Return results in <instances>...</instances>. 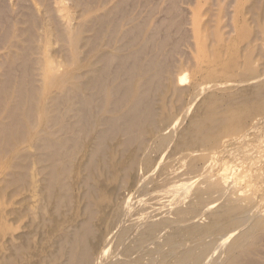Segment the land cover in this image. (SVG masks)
<instances>
[{
    "label": "rangeland",
    "instance_id": "obj_1",
    "mask_svg": "<svg viewBox=\"0 0 264 264\" xmlns=\"http://www.w3.org/2000/svg\"><path fill=\"white\" fill-rule=\"evenodd\" d=\"M150 59L167 64L177 82L185 75L173 98L181 119L165 154L186 170V148L175 149L180 132L217 115L216 143L193 147L208 149L226 182L213 209L239 205L250 214L237 231L231 223L212 238L232 229L236 237L260 216L262 228L234 264H264V79L247 82L264 76V0H0V264L64 263L60 233L84 223L95 201L100 208L99 187L110 184L115 169V87L154 73ZM242 108L251 110L248 120L225 121ZM108 109L111 122L103 126ZM106 135L113 150L100 162L95 142ZM52 144L61 151L51 152ZM200 217L209 223L208 212ZM54 218L61 222L52 239ZM233 237L203 264H225Z\"/></svg>",
    "mask_w": 264,
    "mask_h": 264
},
{
    "label": "bare ground",
    "instance_id": "obj_2",
    "mask_svg": "<svg viewBox=\"0 0 264 264\" xmlns=\"http://www.w3.org/2000/svg\"><path fill=\"white\" fill-rule=\"evenodd\" d=\"M138 34H140V31ZM155 60L157 61V58ZM155 60L151 61V65L155 66L154 73L148 71V73L152 74L145 75V77H143L144 75L140 76L139 80L143 79L136 81L135 85L132 84L129 88L122 84H119L121 86L118 85L119 87L117 88L115 87V98L113 100L114 108L116 109L114 131L116 146H113L117 156L115 169L112 170L110 184H102L99 187L101 194L105 196L102 198L100 208H98V204L95 201L93 205L97 206L93 207L84 223H81L73 231L64 230L60 233L64 241L60 251V258L61 256L64 257L63 264H203L208 257L216 255V250L221 249L233 237L232 230L239 229L242 222L246 221L244 218L247 219L249 216L247 214L245 216L246 211H242L239 205L226 204L216 210L213 209L212 199L216 193L225 190L226 182L222 179L223 174L215 169L214 162L210 161L212 154L207 152L208 149L193 148L195 145H210L216 141L218 134L215 132V127L221 123L213 111L209 115L193 120L178 136L175 143V149H178L176 152L179 153V151H183L186 148L185 156L191 160L190 166L186 170L182 172L179 167L172 164V155L168 157L165 154L164 150L174 140L176 127L181 119V115L175 114L173 111V98L176 97L178 92L180 93L178 86L180 82L183 83L185 81V75L180 78V82H177L171 76V69L166 68L167 64L164 62L166 66H159V62ZM149 70H152V68ZM262 79H264V76H258L247 82H257ZM102 80L101 87H104L107 84L103 85L104 82ZM98 84H100V80ZM86 85H91V83ZM206 87L209 88V85ZM206 87L203 89L205 90ZM110 114L111 111L108 109L101 118L100 122L103 126L110 125L111 121L108 118ZM250 116L251 110L242 108L232 111L224 119L227 122L234 119L244 121L248 120ZM109 137L110 135H106V137H101L99 141L95 142L98 144L100 162L105 155L112 153L113 148L108 142ZM244 144L242 145L245 149L246 145ZM56 145H54V149L57 148ZM52 146L51 149L54 147ZM59 148L51 152L58 153ZM59 151H61V148ZM245 151L248 150L246 149ZM248 153L250 154L251 151ZM255 154L257 155V152ZM222 155L221 153L220 156ZM230 155L232 157V154ZM51 156L54 160H57L55 159L57 154L53 156L52 153ZM249 159L253 160V158ZM98 164V162H94L93 166ZM226 171L228 170L226 169ZM262 175L259 176L264 177ZM251 178L253 179V177ZM231 181L235 182L232 179ZM243 181H241L240 185L243 184ZM253 185L257 184L253 182ZM250 186L249 183L248 187L250 188ZM227 188L229 189L230 186ZM94 191L96 189L93 188L89 198L92 201L95 200L93 199L95 197ZM257 191L259 190L257 189ZM248 194L251 193L248 192ZM230 195L232 196V194ZM107 196L109 197L108 199ZM236 197L238 198V195ZM217 203L221 202L217 201ZM253 206H256V204ZM205 212L209 213L210 221L207 224H201L199 223V217L201 216L200 218L202 219V214ZM246 213H249L248 210ZM254 214L256 215V213ZM259 214L258 211L257 215L259 216ZM74 215L77 217L79 213L75 212ZM232 216L234 217L233 219L231 218V221L230 217ZM53 220V226L50 230L52 239L57 236L59 231L57 224L61 222L57 218ZM259 220L260 216L251 228L249 226L247 227L249 229L233 237L231 244H228V258L225 264H234L245 252L249 242L253 240V237L262 228ZM231 223L237 224L238 228H230L232 230L229 232L224 231L225 234H221V237L212 238L216 234L215 231L226 230ZM222 249L218 250V253L223 252L224 250ZM248 259L246 256V260ZM253 260L255 259L253 258ZM218 262L216 263L219 264ZM255 262L259 263V261Z\"/></svg>",
    "mask_w": 264,
    "mask_h": 264
}]
</instances>
